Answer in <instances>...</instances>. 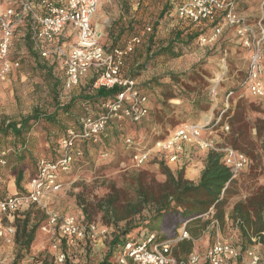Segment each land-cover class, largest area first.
<instances>
[{
  "label": "rangeland",
  "instance_id": "374dc122",
  "mask_svg": "<svg viewBox=\"0 0 264 264\" xmlns=\"http://www.w3.org/2000/svg\"><path fill=\"white\" fill-rule=\"evenodd\" d=\"M23 1L2 0L0 13H4L9 8L18 9ZM116 1L120 3V6L122 4V8L118 9V14H111L114 18L104 30L108 40L107 46L123 47L131 37L136 35L143 37V45L138 48L137 55L130 59L129 62L135 61L127 65L125 70L127 72L132 66L142 64L145 61L149 54L147 52L149 46L154 53L161 47L168 46L173 42L177 33L182 34L181 42H187L188 34H193L195 31H207L208 33L210 30L206 25L203 28L197 25L191 26L188 22L178 19L175 10L169 6L167 0ZM133 1L135 3L140 1L136 11L133 9V5H135ZM113 2L110 3L113 4L110 9L112 13H116V4ZM143 2H145L144 5ZM236 4L239 12L251 24L264 17V0H236ZM110 9L108 8L107 11ZM120 11L122 14H119ZM161 14L163 16L160 18ZM95 22L96 24L99 23L97 19ZM148 28H151V32L146 31ZM26 30V21L17 23L8 54L9 61L18 62L19 67L5 77L0 76V123L18 122L32 115L35 111L52 114L56 109V93L59 94L58 102L64 106L70 103L72 99L84 95L85 89L94 76L93 71L89 72L78 87L67 90L65 88V67L62 60L52 53V49L48 57H43L34 44L32 43V46L26 40ZM151 38L152 43L149 42ZM74 41L73 38L67 43L66 41L62 43L69 47L74 44ZM111 42H113L112 46ZM174 51L180 56L177 58L153 57L137 76L138 84H146L159 79V83L170 85L171 81L167 77L170 74L180 75L182 79L193 77L195 79H187L203 85L204 92L207 93L212 105L208 110L199 113L197 117L192 114L190 110L192 104L187 98L186 100H171L166 106L167 108H164L161 103V88L153 85L147 90L143 89L149 98V115L138 125L128 121L123 127L125 139H134L143 147L150 148L154 145V141L166 138L180 125L200 124L204 121L214 122L220 117L222 118L226 111L235 108L240 99L246 101L245 120L247 123L253 126L257 119L264 120V99L251 96L245 85L250 52L236 41L234 29H226L215 45L202 47L199 40L195 39L191 44L186 45L177 42ZM149 55L152 57L153 54ZM193 71L199 72L200 75L193 74ZM234 87L237 89L233 90L234 95L229 99L227 105V91ZM178 93L181 92L178 91ZM190 97L192 99L194 96ZM100 113V110H95L90 105L83 103L77 104L73 109V114L80 118L85 117V115L98 116ZM173 118L177 120V123L173 121ZM228 119L229 117L225 119L223 124L215 127L212 131H208L205 137L212 139L221 146L231 145L232 127ZM63 121L69 126L73 124L66 122L65 117ZM226 125L229 126V131L222 130V127ZM50 131L54 130L44 122L34 124L32 131L27 136L28 145L31 148L27 154H24L23 164L14 166L12 163L2 171L3 183L0 185V200L24 193L28 189L29 181L38 171L39 162L45 157H55L56 149L51 148L47 138V133ZM251 135L253 140L258 142L254 129L251 130ZM88 151L80 164L61 175L63 189L48 201L46 208L36 206L33 209L30 226L39 222L40 227L29 251L27 253L24 251L25 255L21 259L24 260L34 254L43 264H116V257L121 247L116 246L114 248L111 243L117 235L124 232L126 222H120L116 227L107 228L102 221V213L98 205L107 194L108 184L106 181L114 183L117 188H126V193L133 197L134 191L130 183L134 178H137L139 173H146L147 180L153 177L158 183L165 181V177L161 174L160 161L157 160L164 159L171 171L176 173L182 169L185 170L191 164V161H187L185 164L183 162L182 165L179 162L184 161L185 158L201 159L202 152H204L191 145H185L176 162H169L163 156L156 154L142 167H136L132 162V152L124 143H115L114 140L113 145L107 149L99 146L90 147ZM19 171L23 173L20 181H18L17 176ZM237 179L236 185L240 194L232 199V204L245 199L255 189L264 186V157L262 166L255 173H251L248 167ZM84 209H87V214L84 213ZM40 211L42 215L39 214ZM155 213L156 206L149 205L143 215L133 220L131 225L138 226L147 223ZM50 214L59 217L74 215L80 220L96 224L100 231L105 229L106 233H100L97 240L93 242L87 240L74 245H67L64 241H59L57 229L48 232ZM202 218L206 219L205 222H210L205 230L208 237L200 239V241L204 239L201 244H199L200 241L194 242L193 250L204 254L212 246L217 235L232 244L242 245L243 241L239 232L231 224L222 231L212 224V217L203 216ZM8 221L4 219L5 223ZM183 225L184 223L174 233L171 232V229L154 232L173 238L177 236ZM192 225L193 228L194 224ZM45 228H48V231ZM138 231L139 228H134L129 234L137 236L140 232ZM5 244L14 251L12 263H22L21 259L18 260V247L15 237L11 243ZM55 244L57 249L54 248ZM249 249H255L261 255L264 264V249L259 245L250 246ZM59 252L66 256L63 263L58 262L57 257L55 258Z\"/></svg>",
  "mask_w": 264,
  "mask_h": 264
},
{
  "label": "built area",
  "instance_id": "2783aa9c",
  "mask_svg": "<svg viewBox=\"0 0 264 264\" xmlns=\"http://www.w3.org/2000/svg\"><path fill=\"white\" fill-rule=\"evenodd\" d=\"M113 0H63L57 4L54 0H24L19 10L13 8L0 13V76L9 75L19 67L8 59L14 30L17 23L29 19V36L35 48L43 57L52 53L62 60L65 67V88L78 87L82 79L91 71L95 74L93 89H120V92L102 105L98 116L87 115L78 121V130L71 128L62 139L61 155L54 161L41 160L38 171L29 181L28 189L19 195L8 196L0 200V241L10 242L16 234L13 225L17 214L25 212L30 206L46 208L48 201L63 189L61 175L71 170L80 157L75 148L78 139L95 140L105 130L111 120L141 123L149 114V98L139 88L136 79L124 75L127 58L143 43L142 35L131 37L123 47L107 49L102 44V35L94 27L93 19L101 5ZM2 0H0V5ZM176 15L178 19L201 26L214 25L207 34L202 35L199 43L202 47L215 45L226 29H234L235 39L249 50V66L245 85L249 94L264 99V17L251 24L243 16L234 0H180ZM151 32V28L146 29ZM68 35V36H67ZM69 37L74 44L67 47L62 42ZM52 49V50H51ZM51 50V51H50ZM234 92L227 95V105ZM204 121L200 124H185L173 131L165 140L156 142L152 147H143L134 139L126 138L125 145L132 152V162L142 167L152 156H163L169 162H176L185 145H191L201 151L220 152L224 162L231 170L232 179L249 167V160L228 145H218L205 134L212 131L221 122ZM229 131V126L222 127ZM7 152L0 153V185L3 183V169L6 167ZM211 209L206 217H212ZM4 219L12 224L3 225ZM187 222L177 236L163 240L156 232H142L130 239L120 248L116 264H263L261 255L255 249L244 251L241 246L232 244L217 235L212 246L204 253L193 250L186 258L175 255V249L184 241H193ZM212 224L219 227L217 221ZM49 228V231H48ZM49 233L57 229L59 241L74 245L83 241H96L100 233L106 230L94 223H86L74 215L59 217L50 214ZM57 249V245H54ZM66 256L59 252L57 261L65 262ZM22 264V263H20ZM25 264H43L36 258Z\"/></svg>",
  "mask_w": 264,
  "mask_h": 264
},
{
  "label": "trees",
  "instance_id": "16d2710c",
  "mask_svg": "<svg viewBox=\"0 0 264 264\" xmlns=\"http://www.w3.org/2000/svg\"><path fill=\"white\" fill-rule=\"evenodd\" d=\"M54 1L57 4L63 3V0ZM19 8L15 10H19ZM162 16L163 14H161L160 18ZM25 21L27 23L25 38L32 44L29 36L30 26L28 22L30 20L27 19ZM189 25L192 26L194 24L189 23ZM205 25L209 29L214 26L212 24ZM205 25H201L202 28ZM206 33L207 31H195L193 34H188L187 42H181L182 34L177 33L173 42L168 46L161 47L154 53L149 46L147 52L151 55L153 54L152 57L148 54L142 64H136L134 67L132 66L127 72L125 71L127 65L129 63L132 64L135 61L132 60L129 62L133 56L135 57L137 55V52L139 51L138 47L134 53L127 58L123 70L124 75L130 79H137L139 73L145 69L146 64L153 59V57L160 58L165 56L177 58L180 56L179 53H175L174 51V46L177 42H180L183 45L191 44L195 39L199 40L200 37ZM149 42L152 43V38ZM114 48L107 49L111 50ZM192 73L200 75L199 72L193 71ZM167 77L171 81L170 85L159 83V79H156L152 82L139 85V88L147 90L153 87V85L159 86L161 88L162 96L161 103L164 108H167L166 106L171 100L189 99L192 104L190 110L195 117H197L202 111L210 108L212 103L207 97V93L204 92L203 85L187 79L195 78L185 77L182 79L180 75L175 74H170ZM95 79L94 74L93 79L90 80L87 89L84 91V95L72 99L70 103L64 106L58 102L59 94L56 93V109L52 114L35 111L32 115L25 117L18 122H9L8 124L5 122L0 123V153L7 152L5 157L6 167L12 163H14V166L23 164L24 154H27L31 148L28 145L27 136L32 131L34 124L39 122H44L55 131L47 133L48 142L51 145V148L56 149L55 157H45V159L48 161H54L57 159L61 155V141L67 135V132L71 128L79 129L78 121L80 117L73 114L74 107L79 103H83L102 112V105L108 100L114 98L120 92V89L107 90L101 88L99 90H94L93 83ZM186 81L192 83H187ZM236 89L237 88L234 87L232 90L227 91V94ZM178 91L181 93H178ZM192 95L194 97L191 99L190 96ZM246 110V101L240 99L234 109L228 110L222 115L221 122L218 126L223 124L225 119L229 117L228 121L232 127L231 145L229 146L238 153L243 154L249 160L251 173H255L263 164L264 120L257 119L253 126L250 125L245 120ZM64 117L66 122L73 124L71 126L66 125L63 121ZM173 121L177 123V120L174 118ZM127 122L128 121L111 120L105 130L100 132L95 140H76L75 148L80 152V157L72 168L82 162L83 158L89 152L88 149L90 147L96 148L103 146L107 149L113 145L114 140L115 143L125 144L124 139L126 135L123 127ZM252 129L256 131L258 142L253 140L251 135ZM166 138L158 139L154 141L153 144L165 140ZM157 161H160L159 166L161 174L165 177V181L158 183L153 177H151L150 180H147L146 173H139L137 178H134L130 183V186L133 187L134 191L133 197H130L126 193V188H117L114 183L106 181L108 184L107 194L100 200L98 205L102 213V221L107 228H113L120 222H126L124 232L120 233L112 240V247H122L125 242L136 238L142 232L171 229V232L174 233L185 222L188 223L187 229L194 240L195 237H198L206 230L208 225H210V222L207 221L202 225H197V227L193 228L191 225H195V223L201 221L202 217L213 209L214 214L212 215V219L217 221L220 230L224 231L225 228L231 224L232 227L239 232L240 238L243 241L241 247L244 251L254 245H259L264 249V186L255 189L245 199H241L232 204V199L240 194L236 185L238 179H232L231 170L226 166L224 155L222 153L215 151H209L207 153L205 167L197 184L184 178L183 169L174 173L168 167L164 159ZM22 174L23 173L19 171L17 175L18 181L22 180ZM149 205L156 206L155 215H153L147 223L132 226L131 223L133 220L143 215V212ZM34 208H36V206L32 205L27 211L17 214L13 222V225L16 228L15 242L18 247V260L25 255L23 253L24 251L25 253L29 251L35 240L36 232L40 227L39 222L30 226L32 211ZM41 211L39 214L42 215ZM83 211L87 214V209H84ZM87 220H89V218H87ZM134 228H139L140 231H138L139 233L137 236L135 235L136 237L129 234ZM160 236L163 240L170 239V237L165 234ZM193 249V241H184L175 249V255L186 258L193 252ZM21 260L23 261V259Z\"/></svg>",
  "mask_w": 264,
  "mask_h": 264
},
{
  "label": "crops",
  "instance_id": "0c3cea01",
  "mask_svg": "<svg viewBox=\"0 0 264 264\" xmlns=\"http://www.w3.org/2000/svg\"><path fill=\"white\" fill-rule=\"evenodd\" d=\"M114 4H116L115 10L116 13H112L111 12V7L113 4H104L101 5L99 10L97 11L96 16L94 17L93 20L99 21V23L96 24V22L94 21V27H96V29L101 33L102 35V44L106 47V48H114V47H108L106 43H108L106 34L104 32V30L106 29V26H109L110 21L114 18V16H112L111 14H118V9L122 8V4L121 6L119 5L120 3L116 0H113ZM236 3V0H234ZM134 2V1H133ZM140 1H137V3L134 2L135 5H133V9L134 11H136L137 6L140 5L139 3ZM180 0H167V3H169V6H171L174 10L175 13L177 11V7L179 5ZM145 4V2H143V5ZM110 9L109 11H107V9ZM106 11V12H105ZM119 14H122V11L119 12ZM177 16V15H176ZM68 36V35H67ZM71 39V38H70ZM69 37H67V39L65 40L66 43L70 40ZM72 40V39H71ZM113 45V42H111V46ZM125 45V44H124ZM117 48V47H116ZM121 48V47H120ZM149 108H150V103H149ZM206 158H207V153L202 152V158L201 159H189V158H185L184 161L179 162L180 165L184 164L187 161H191V164L185 168L184 170V175H185V179L194 183H198L201 177V173L204 170L205 167V163H206ZM205 218H202L201 221H199L198 223H195L194 227H197L196 225H202L205 222ZM3 225H10L12 224L10 221H8V223H5L3 221L2 223ZM193 226V225H192ZM203 235H199L198 237L194 238V242L197 241V243L200 241V239L208 237L206 236L207 233L204 231L202 232ZM12 240H14V237L12 238ZM11 240V241H12ZM10 241V243H11ZM204 241V239L202 241L199 242V244H201ZM7 243L5 240L0 241V264H13V260H14V251L12 249H9L8 246H6ZM9 243V242H8ZM58 256V253L56 254L55 258ZM38 257H36L34 254H31L30 256H28L26 259H24L22 261V264H25L27 262H30L32 259H36Z\"/></svg>",
  "mask_w": 264,
  "mask_h": 264
}]
</instances>
